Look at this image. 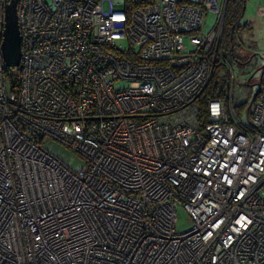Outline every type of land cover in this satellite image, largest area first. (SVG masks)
Returning a JSON list of instances; mask_svg holds the SVG:
<instances>
[{"label": "built area", "instance_id": "1", "mask_svg": "<svg viewBox=\"0 0 264 264\" xmlns=\"http://www.w3.org/2000/svg\"><path fill=\"white\" fill-rule=\"evenodd\" d=\"M229 1L17 0L7 67L0 0V264H264V62L243 120ZM220 73L230 89L202 124Z\"/></svg>", "mask_w": 264, "mask_h": 264}, {"label": "rangeland", "instance_id": "2", "mask_svg": "<svg viewBox=\"0 0 264 264\" xmlns=\"http://www.w3.org/2000/svg\"><path fill=\"white\" fill-rule=\"evenodd\" d=\"M213 25L214 16L209 15L205 32ZM239 26L241 28L236 34L234 50L232 52L230 47H226L224 56L235 76L234 105L239 116L245 120L246 110L259 90L258 84L263 72L261 67L264 59V0H245V11ZM255 72L257 74L251 78ZM43 147L72 171L78 172L85 166V160L81 156L58 142L48 141ZM192 225L193 222L184 207H178L177 232H185Z\"/></svg>", "mask_w": 264, "mask_h": 264}, {"label": "trees", "instance_id": "3", "mask_svg": "<svg viewBox=\"0 0 264 264\" xmlns=\"http://www.w3.org/2000/svg\"><path fill=\"white\" fill-rule=\"evenodd\" d=\"M245 11V0H230L227 10V15L224 25V51L226 47H230L232 52L236 42V34L241 28L239 21ZM247 28V27H246ZM220 71H223L220 69ZM228 74H222V77H215L212 79L210 85L204 94L197 100L200 107V121L202 124L206 123L207 119V105L211 99L223 98L226 96L228 89H230V81L228 85Z\"/></svg>", "mask_w": 264, "mask_h": 264}, {"label": "water", "instance_id": "4", "mask_svg": "<svg viewBox=\"0 0 264 264\" xmlns=\"http://www.w3.org/2000/svg\"><path fill=\"white\" fill-rule=\"evenodd\" d=\"M3 57L7 67H18L21 62V36L17 16V0H10L6 7V25L2 45ZM264 62V59H262ZM257 72L253 73L252 77ZM250 78V79H251ZM258 92L254 95L249 108L253 104Z\"/></svg>", "mask_w": 264, "mask_h": 264}, {"label": "flooded vegetation", "instance_id": "5", "mask_svg": "<svg viewBox=\"0 0 264 264\" xmlns=\"http://www.w3.org/2000/svg\"><path fill=\"white\" fill-rule=\"evenodd\" d=\"M262 62H263V60H262ZM257 74V73H256ZM259 85H260V83L258 84V87H259Z\"/></svg>", "mask_w": 264, "mask_h": 264}]
</instances>
